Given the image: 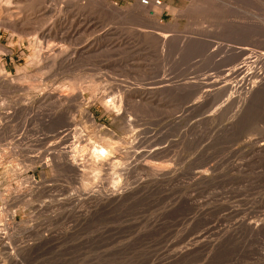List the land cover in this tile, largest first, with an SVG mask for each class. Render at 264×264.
Returning a JSON list of instances; mask_svg holds the SVG:
<instances>
[{"label": "rangeland", "instance_id": "obj_1", "mask_svg": "<svg viewBox=\"0 0 264 264\" xmlns=\"http://www.w3.org/2000/svg\"><path fill=\"white\" fill-rule=\"evenodd\" d=\"M64 1L0 0V264H264V0Z\"/></svg>", "mask_w": 264, "mask_h": 264}, {"label": "bare ground", "instance_id": "obj_2", "mask_svg": "<svg viewBox=\"0 0 264 264\" xmlns=\"http://www.w3.org/2000/svg\"><path fill=\"white\" fill-rule=\"evenodd\" d=\"M61 3L62 5L65 4V1L61 0ZM70 4V3H69ZM73 4V3H72ZM66 5V4H65ZM37 6V4H36ZM39 6V5H38ZM116 9V8H115ZM114 10V9H112ZM153 13V12H152ZM140 17V16H139ZM143 18H146L147 17H143ZM143 21H147V20H143ZM149 21V20H148ZM13 23V22H12ZM148 23V22H146ZM5 24V23H4ZM15 24V23H14ZM55 24V23H54ZM16 25V24H15ZM5 26H9V25H5ZM10 27V26H9ZM16 27V26H15ZM18 27V26H17ZM21 27V26H20ZM87 27V26H86ZM24 28V27H23ZM52 28V27H51ZM19 29V27H18ZM20 30V29H19ZM30 32V31H29ZM58 32V31H57ZM56 30L53 28L51 30H48V33L49 34H57ZM22 33V32H21ZM61 34V33H60ZM46 35V34H45ZM49 36V35H48ZM62 37V35H61ZM41 38V37H40ZM45 38V37H44ZM163 38V37H162ZM51 39V38H50ZM53 39V38H52ZM62 40V39H61ZM55 41V40H54ZM95 42V41H94ZM62 43V42H61ZM120 44V42H119ZM122 44V42H121ZM95 44H93L94 46ZM96 45H99V44H96ZM105 45V44H104ZM102 46V45H101ZM107 47H110V48H114V46H116L114 44V42H111L109 41L107 44H106ZM50 47V46H49ZM47 50L44 51L45 55L48 57V58H52L53 60H57V58L60 57L61 58H64V54H65V51L63 50V48L61 49H51L49 48ZM57 47V46H56ZM119 47V46H118ZM94 49V48H93ZM96 49V48H95ZM92 50V49H90ZM41 53V52H40ZM43 54V53H42ZM44 56V54L42 55ZM54 62V61H53ZM55 63V62H54ZM61 97V96H60ZM62 98H68L67 95L66 96H63ZM61 98V99H62ZM69 99V98H68ZM58 102H60V99L58 100ZM108 109V107H107ZM88 117L93 121V118L88 114ZM71 122V121H70ZM72 129V128H71ZM66 134H67V131H66ZM70 133H68L69 135ZM75 135V134H74ZM68 138V137H67ZM72 139V138H71ZM79 139V137H78ZM77 141V140H76ZM75 141V142H76ZM80 142V140H79ZM68 144V143H66ZM76 144V143H75ZM65 145V144H63ZM59 147V146H58ZM64 147V146H62ZM68 148V147H67ZM70 149V147L68 148V150ZM75 150V149H74ZM72 150V147H71V150L69 151H66L65 149H56V152H54L53 156L50 158V160H47L46 163L44 164V167H48L51 163H59L60 162H63L64 164H66L69 168L73 169V170H76L78 172H81V173H86L87 170H91V171H97V170H103V168L106 166H111L112 164L115 163V160L118 158L117 157V154L116 153L118 151L117 148L115 147H106V148H97V149H94L92 153H90L88 156L85 155H78L76 151ZM120 157V156H119ZM17 168V167H16ZM158 171H156V173L154 174H159L157 173ZM160 175V174H159ZM162 175V174H161ZM198 175H201V173H198ZM196 177V176H195ZM200 180V179H199ZM27 182V181H26ZM29 183V182H28ZM86 184V183H85ZM254 226V225H253ZM255 227V226H254ZM252 227L251 229L253 230ZM256 229V228H254ZM262 258H264V255L262 254ZM264 261V260H263Z\"/></svg>", "mask_w": 264, "mask_h": 264}]
</instances>
